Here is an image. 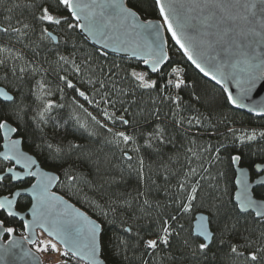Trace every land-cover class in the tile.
<instances>
[{
	"label": "snow or ice",
	"instance_id": "obj_1",
	"mask_svg": "<svg viewBox=\"0 0 264 264\" xmlns=\"http://www.w3.org/2000/svg\"><path fill=\"white\" fill-rule=\"evenodd\" d=\"M25 7L30 20L0 27V82L11 86L0 88V238L12 237L19 221L24 231L39 226L53 239L21 235L5 241L0 260L27 241L40 245L37 251H60L59 243L64 264H122L116 257L129 248L148 257L141 264H156V255L174 264V247L197 261L226 247L234 262L264 264V148H251L264 141V127H237L223 111L227 106L264 119V101L252 99L257 83H264V3L30 0ZM149 9L162 22L143 18ZM110 53L124 55L117 61ZM66 89L75 93L67 116L65 104L53 99L57 93L63 98ZM169 128L183 134L186 155L228 163L227 171L211 177L214 195L201 204L187 237L180 221L192 213L207 179L193 183L194 168L165 189L171 211L144 235L129 225L122 227L123 237L109 236L105 221L129 205L126 199L84 200L94 219L51 191L56 185L81 191L79 184L87 181L77 165L93 157L85 141L101 132L119 152L113 167L143 180L141 151L171 143ZM197 136L219 139L200 144ZM146 196L141 191L135 197L142 200L141 211L153 207Z\"/></svg>",
	"mask_w": 264,
	"mask_h": 264
},
{
	"label": "trees",
	"instance_id": "obj_2",
	"mask_svg": "<svg viewBox=\"0 0 264 264\" xmlns=\"http://www.w3.org/2000/svg\"><path fill=\"white\" fill-rule=\"evenodd\" d=\"M29 2L30 0H0V27H9L10 24L11 26H17V20H30V10L25 7ZM144 6L147 7V5ZM142 16L147 19L160 18L158 12L151 9L142 14ZM9 18H11L10 21ZM3 39L7 38L4 37ZM168 43L169 45L173 43L170 37ZM174 52H176V49L173 47L170 50V54ZM110 58L120 61L122 57L110 54ZM175 58L176 57H174V59ZM189 72L191 75H196L191 68ZM2 78L3 72L0 71V80H2ZM48 79H52L51 75L48 76ZM0 85L4 86L6 89L11 87L7 82H0ZM74 95L75 93L72 90L66 89L63 98L60 97L59 93L53 97L57 103L65 104V109L63 110L65 116L71 114L73 110L72 98ZM81 103H83L82 100ZM85 107H88L89 111H92L94 115H98V113L88 105H85ZM164 111H167V108H165ZM223 111L228 115L230 120L236 122L235 126L237 127L241 126V123L246 127H264V119L262 118L255 117L254 115L242 111H229L227 106ZM117 114L119 115V113ZM83 118L87 119L86 116ZM151 123L152 118H149V124ZM68 127L71 128V124H69ZM147 130L151 129L148 128ZM220 131L221 133L223 132V126H221ZM169 133V139L172 141L171 143L160 146L158 150L142 149L141 155L144 158L145 170L144 179L141 180L136 172L127 170L126 168L122 170L120 167H113V165L118 164L117 157L119 156V152L105 143V134L101 132L90 141H85L89 144V149L93 153V157L91 162L77 165L78 171L82 173L84 180L87 181V183L79 184V189H81V191H79L78 194H74L72 191H68L59 185L56 186L55 190L85 210L93 218H96V214L88 204L84 203V200H96L97 202L109 198L112 200H128V206L117 207L116 212L110 214L108 220L105 221V226L109 230V236L119 234L123 237L124 233L121 229L129 225L133 227V233L139 231L141 235H144L146 232L154 231L157 228L160 215L171 211V209L166 207L169 195L166 193L165 189L169 185L175 186L177 179L182 178L183 174L189 168H194L197 170V174L191 178L193 183H195L196 180H200L202 176L207 177V179L201 180L199 199L197 202H194L192 213L180 221V223L185 225V230L182 235L187 237L192 229V221L195 213L201 210L202 203L206 204L207 199L214 195L211 187L213 184L211 177L215 176L218 170L227 171L228 163L225 158L219 164H210L207 154H205L202 159L192 157L191 154L186 155L185 148L187 144L183 134L172 128H169ZM196 139L200 144L210 142L215 145L219 137L197 136ZM1 142L2 141H0V144ZM251 148L252 151L264 148V141L258 144L254 143ZM221 155L226 157L225 153H221ZM202 167L208 169V171H203ZM165 169H167V171ZM169 173H175V175H170ZM229 175H231L230 172ZM165 176H168L167 181H165ZM153 181L155 183H153ZM141 191L147 193L146 198L152 202V208L141 211L140 205L142 200L135 199L137 193ZM157 204L160 205L159 209L156 208ZM14 223L17 224V232L13 235H24V230L19 227L20 222L14 221ZM8 237L9 236L5 234L4 239ZM44 238H46L45 235L38 233L37 241H43ZM38 246L40 245H30L36 252H38L36 250ZM50 251L51 250H49L48 253H50ZM173 252L176 257L174 264H239V261L234 262L233 258L228 255L226 247L214 249L206 259H202L201 261H197L190 256L180 255L175 247L173 248ZM142 257L143 259H148L147 256L142 254L140 248H129L124 255L117 256L116 259L122 261V264H141ZM154 259L156 260V264H171L167 259L161 260L159 255H156ZM51 264H64V258L60 255L57 261ZM149 264H152V260H149Z\"/></svg>",
	"mask_w": 264,
	"mask_h": 264
},
{
	"label": "water",
	"instance_id": "obj_3",
	"mask_svg": "<svg viewBox=\"0 0 264 264\" xmlns=\"http://www.w3.org/2000/svg\"><path fill=\"white\" fill-rule=\"evenodd\" d=\"M84 2L88 3V2H90V0H84ZM254 2L259 6L261 3H264V0H254ZM152 20L155 22H162L161 18L152 19ZM165 35H166V37L169 36V34H167V33H165ZM110 54L120 56V57H123V55H124L123 53H110ZM0 88H5V87L0 85ZM233 88H234V86H233ZM252 99L256 100V101H264V83H261V82L257 83V87L252 94ZM241 111L248 113L246 110H241ZM1 144H2V142H1ZM0 150H3L2 147H0ZM56 186H54L51 189V191L56 192L58 195L62 196L68 204L73 205L76 209L83 211V212H86L85 210H83L82 208H80L79 206L74 204L72 201H70L68 198H66L64 195L57 192L55 190ZM29 199H30V197H29ZM198 213H199V211L197 213H195V215H197ZM195 215H194V217H195ZM26 216L28 219H31L30 215L26 214ZM194 225H195V220L193 218L192 229L194 228ZM38 232H41L43 235H45L47 238H49L51 240L53 239L52 237H49L47 232L45 230L41 229L39 226L35 227L34 232L31 230L30 231H24V235H30L32 239L37 240ZM4 237H5V235H3L2 238H0V256L4 255L3 248L6 246L4 244V242L8 241L10 244L12 239H17L20 236L19 235H13L12 237H8L7 239H4ZM53 242H55V241H53ZM57 244L62 248V245H60L59 243H57ZM30 245L31 244H29L27 241H23L22 242V248H13L11 250V252H9V254L4 257L3 260H0V264H43L42 258L39 255V253L34 251L30 247ZM25 250L30 251L32 253L31 256L24 255ZM62 250H63V248H62Z\"/></svg>",
	"mask_w": 264,
	"mask_h": 264
},
{
	"label": "rangeland",
	"instance_id": "obj_4",
	"mask_svg": "<svg viewBox=\"0 0 264 264\" xmlns=\"http://www.w3.org/2000/svg\"><path fill=\"white\" fill-rule=\"evenodd\" d=\"M49 238H44L43 241H49ZM57 248L60 249V251H62V248L57 244ZM60 251H50V253H48L49 251H38L39 255L43 258V260H46L49 264L51 263H55L57 261V259L60 256Z\"/></svg>",
	"mask_w": 264,
	"mask_h": 264
},
{
	"label": "built area",
	"instance_id": "obj_5",
	"mask_svg": "<svg viewBox=\"0 0 264 264\" xmlns=\"http://www.w3.org/2000/svg\"><path fill=\"white\" fill-rule=\"evenodd\" d=\"M44 264H48V262H47V261H45V262H44Z\"/></svg>",
	"mask_w": 264,
	"mask_h": 264
},
{
	"label": "bare ground",
	"instance_id": "obj_6",
	"mask_svg": "<svg viewBox=\"0 0 264 264\" xmlns=\"http://www.w3.org/2000/svg\"><path fill=\"white\" fill-rule=\"evenodd\" d=\"M71 201V200H70ZM75 204V203H74Z\"/></svg>",
	"mask_w": 264,
	"mask_h": 264
}]
</instances>
